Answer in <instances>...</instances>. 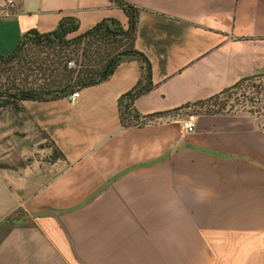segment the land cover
<instances>
[{
	"label": "crops",
	"instance_id": "crops-1",
	"mask_svg": "<svg viewBox=\"0 0 264 264\" xmlns=\"http://www.w3.org/2000/svg\"><path fill=\"white\" fill-rule=\"evenodd\" d=\"M126 1L141 8L135 46L155 84L135 101L141 114L264 74V0ZM12 8L0 11L3 55L63 16L79 20L71 36L108 17L127 24L109 0ZM139 77L128 60L74 99L17 103L52 146L46 158L23 150L17 157L31 161L0 165V264H264V118L200 114L187 132L167 116L124 128L118 98Z\"/></svg>",
	"mask_w": 264,
	"mask_h": 264
},
{
	"label": "trees",
	"instance_id": "trees-1",
	"mask_svg": "<svg viewBox=\"0 0 264 264\" xmlns=\"http://www.w3.org/2000/svg\"><path fill=\"white\" fill-rule=\"evenodd\" d=\"M127 17L124 26L115 18H104L83 33L71 36L79 28V20L63 16L48 32L35 28L25 31L13 50L0 52V97L20 102L50 101L69 97L85 87L108 79L124 61L139 64L140 77L136 84L118 98V116L122 127H140L160 117L200 114L233 113L240 106L251 114L254 98L246 95L248 81L258 75L246 76L222 91L202 100L183 104L165 112L143 115L135 101L149 93L152 81L151 62L135 46L141 8L126 0H109ZM73 61L74 67L68 62ZM14 218H7L11 221Z\"/></svg>",
	"mask_w": 264,
	"mask_h": 264
},
{
	"label": "rangeland",
	"instance_id": "rangeland-1",
	"mask_svg": "<svg viewBox=\"0 0 264 264\" xmlns=\"http://www.w3.org/2000/svg\"><path fill=\"white\" fill-rule=\"evenodd\" d=\"M12 9V7L7 9L6 4L0 7L2 13H10ZM71 67H74V65ZM246 95L249 98H254V107L252 109L259 111L254 114L264 118V74H259L248 81ZM248 108L249 104L245 110H242L240 106H235L233 113H247L246 110ZM18 116L22 117V121H24L22 124L21 122L19 123ZM185 117L183 115L178 118L183 119ZM44 139L45 134L34 125L29 124L25 112L18 107L17 102L0 97V165L11 167L16 164L20 166L31 161L32 158L29 157L20 156L18 158V152L23 150L26 152L34 149L39 150L38 155L35 153V157L41 158L43 156L42 158H46V152L52 145L49 139ZM52 150H54L53 147ZM24 156L27 155L25 154Z\"/></svg>",
	"mask_w": 264,
	"mask_h": 264
},
{
	"label": "built area",
	"instance_id": "built-area-1",
	"mask_svg": "<svg viewBox=\"0 0 264 264\" xmlns=\"http://www.w3.org/2000/svg\"><path fill=\"white\" fill-rule=\"evenodd\" d=\"M3 4L7 5L8 7H13L14 6V0H2ZM69 67L74 65L73 61L68 62ZM77 96V92L72 93L69 98L74 99ZM194 120H195V115H187L185 118L181 120L182 127L184 130L187 132H192L194 130Z\"/></svg>",
	"mask_w": 264,
	"mask_h": 264
}]
</instances>
